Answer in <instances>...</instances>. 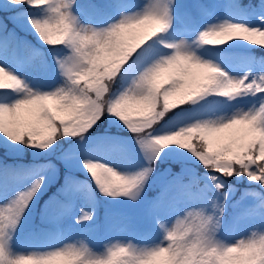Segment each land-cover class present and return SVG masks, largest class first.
Here are the masks:
<instances>
[{
	"label": "snow or ice",
	"instance_id": "6c2138e0",
	"mask_svg": "<svg viewBox=\"0 0 264 264\" xmlns=\"http://www.w3.org/2000/svg\"><path fill=\"white\" fill-rule=\"evenodd\" d=\"M0 264H264V0H0Z\"/></svg>",
	"mask_w": 264,
	"mask_h": 264
},
{
	"label": "rangeland",
	"instance_id": "374dc122",
	"mask_svg": "<svg viewBox=\"0 0 264 264\" xmlns=\"http://www.w3.org/2000/svg\"><path fill=\"white\" fill-rule=\"evenodd\" d=\"M135 2H141L135 1ZM254 55V54H253ZM120 207H124L123 205H120ZM85 207H88L87 204H85ZM118 208V207H116ZM114 206H110L109 210L116 209ZM139 228L142 229V231L146 228L145 224H140ZM63 235L60 239L48 237L41 240H38L40 243H35L36 240H31L27 237L19 236V246L22 250H28L33 247H47L59 243H66V242H75L77 240H84L85 242H89L93 245L97 246H103L104 244H107L109 242H115V239H124V238H132L131 233H122L119 231H114L110 233V236L107 240L98 241L97 238H94V232H81L78 228L73 226V223L71 221H68L63 226ZM52 235H55L53 232H50ZM133 242H138L137 239H133Z\"/></svg>",
	"mask_w": 264,
	"mask_h": 264
}]
</instances>
